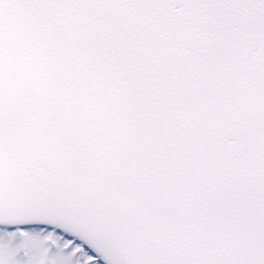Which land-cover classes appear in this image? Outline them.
<instances>
[{
  "label": "snow or ice",
  "instance_id": "snow-or-ice-1",
  "mask_svg": "<svg viewBox=\"0 0 264 264\" xmlns=\"http://www.w3.org/2000/svg\"><path fill=\"white\" fill-rule=\"evenodd\" d=\"M0 264H264V0H0Z\"/></svg>",
  "mask_w": 264,
  "mask_h": 264
}]
</instances>
